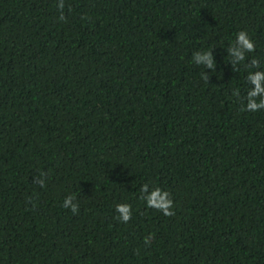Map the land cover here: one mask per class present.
I'll use <instances>...</instances> for the list:
<instances>
[{
    "label": "trees",
    "instance_id": "trees-1",
    "mask_svg": "<svg viewBox=\"0 0 264 264\" xmlns=\"http://www.w3.org/2000/svg\"><path fill=\"white\" fill-rule=\"evenodd\" d=\"M55 5L0 0V264H264V110L240 111L252 69L226 51L247 30L264 69V0Z\"/></svg>",
    "mask_w": 264,
    "mask_h": 264
},
{
    "label": "clouds",
    "instance_id": "clouds-1",
    "mask_svg": "<svg viewBox=\"0 0 264 264\" xmlns=\"http://www.w3.org/2000/svg\"><path fill=\"white\" fill-rule=\"evenodd\" d=\"M56 10L58 12V21L66 22L65 16V0H56ZM69 11L71 7L69 6ZM84 19V17H82ZM256 50V43L249 35L247 30H240L235 34L234 41L227 48V55L230 57L229 64H231L234 71H238L240 65H243L246 69H252L248 71L246 81L250 86L246 92V96L241 102V112H257L264 110V69L261 68L260 61L256 58L248 60V54L253 53ZM193 62L197 66H202L205 69L216 70L217 63L213 56V50L196 51L192 56ZM201 78L209 83L210 76L208 72L201 74ZM232 95L238 100L240 99V90L237 88L233 90ZM246 101V103L244 102ZM47 172L41 171L38 176L34 177L32 182L41 188L47 186L49 179ZM139 199L144 202L147 208L155 209L161 212L163 215L171 217L175 215L174 201L171 198V193L158 186L150 187L145 183L140 188ZM29 202L35 207V203L29 198ZM63 208L71 210L76 215L79 213V203L75 194L66 196L62 205ZM115 212L117 213L115 219L121 223L127 224L131 221L133 216L132 205L129 203H118L115 205ZM154 238L153 234L145 236V246H150L151 240Z\"/></svg>",
    "mask_w": 264,
    "mask_h": 264
}]
</instances>
